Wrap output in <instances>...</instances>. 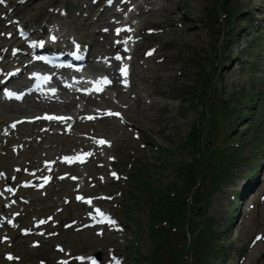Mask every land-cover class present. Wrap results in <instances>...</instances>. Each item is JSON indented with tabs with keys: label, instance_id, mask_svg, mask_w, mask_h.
<instances>
[{
	"label": "rangeland",
	"instance_id": "1",
	"mask_svg": "<svg viewBox=\"0 0 264 264\" xmlns=\"http://www.w3.org/2000/svg\"><path fill=\"white\" fill-rule=\"evenodd\" d=\"M92 1L5 0L2 10L0 3V14L5 10L9 14L6 15L7 19L0 20V54L4 50L3 47H7L14 40L9 39L6 33L14 30L15 25L10 28L7 21H12L11 18L16 13L23 23L34 26L32 30L37 29L40 33L46 26L57 27L62 34L59 47L68 41V38L81 39L89 42V49L95 51V55L106 53L110 44L106 42L101 30L108 27V22L115 23L125 19L124 11L118 13L117 9L113 8L109 10L108 17L102 18L101 15L97 16L101 8L95 6ZM149 2L151 0H142L138 6L135 3L134 11L126 13L127 19L134 22L144 37L141 41V53L133 62V87L127 91L121 88L122 91L114 86L110 89V94L100 96L96 100L101 108L122 109L128 105V108L123 110L127 117L126 125H121L117 121L118 118L111 120L112 116L85 120L84 112L88 110L84 109L78 113V119L82 120L76 123L74 131L70 128L65 133V125L60 122L48 124L49 131H44L43 127L36 124H24L11 138L1 140L0 146V170L8 171L10 175L24 177L28 169L40 166L43 158L53 159L65 151L84 149L91 141H95L94 137L103 136L112 147L102 148L98 153L100 157L93 156L89 163L80 167L63 166L58 173L73 171L78 175L81 172L82 180L84 179L81 189L85 194L105 193L109 196L111 200L102 204L128 225L126 233L118 235L106 233L100 237L91 230L77 231L75 226L66 227L70 220L81 219L84 213H80L78 204L64 203V198L71 199L76 193L75 183L69 179L56 180L44 192H27L31 202L22 205L23 213L18 219V228L6 227V224L4 228H0V234L6 229L13 233L11 247L10 242L0 244L1 263H8L2 255L4 251L11 250L21 257L20 262L12 264H40V260L46 261L45 264H58L57 258L64 254L54 251L55 244H62L72 253L101 251L105 254L111 250L118 251L126 257V264H132L134 259L141 256H151L155 246L148 235L150 227L148 200L151 194L132 180L131 174L137 173L138 167L148 162L147 177L156 181L160 187H168L174 176V167L163 166L160 155L163 154L171 163L181 160L191 162L199 148L196 146V149L186 152L187 146L179 145L180 141L195 125H199L198 147L206 145V137L209 136L211 129L207 122L201 119V114L214 98L222 97L226 102L232 100L231 106L238 112L232 121L239 131L237 142L242 144L237 149H240L238 152L244 159L232 169L226 185L219 186L210 196H203L200 203L205 205V200L207 198L210 200L206 206L205 216L214 219V247L226 248L228 257L232 260L237 255L235 251L240 250L241 255L246 257L242 264H264V240L249 246L256 233L264 232V199L260 197L264 194V180L259 186H255L256 188L253 187L255 189L249 196L253 197L248 203L249 210H244L240 220L231 218V211L236 207L232 195L239 197L241 187L253 179H257L258 182V177L262 174L261 178L264 179V143L259 148L252 142L243 144L247 136L242 135L246 129L249 136L251 131H255V126H250L249 123L264 119V113L259 107L255 108L257 104H261L264 96V0H158L152 4ZM146 7H150V11H146ZM163 8L168 10L161 12ZM225 9L245 10L242 13L245 15L231 18L224 14ZM249 18L258 19L259 23H262L258 28L261 35L257 36L251 27L242 28L241 24ZM148 29L156 32L148 34ZM101 38L105 39L101 41ZM112 41L111 36V43ZM152 46L156 47V51H151L152 54L148 55L147 48ZM251 62L254 63L253 66L249 65ZM112 70L117 72V66L112 67ZM203 81L205 84L201 85ZM118 82L116 80V84ZM201 92L204 93L199 98ZM251 103L254 107H251ZM13 106L0 105V124L30 114L25 108L21 112H12ZM222 119L220 120L222 126L215 130L218 135L214 136L217 137L218 144H223L224 148H227L228 141L236 140H233V136L225 135L229 128L225 124L226 118ZM82 134L92 135L93 138L89 139ZM14 144L19 147L16 153L13 150ZM177 145L180 146V150L173 152ZM111 159L115 161L112 162ZM111 164L124 178L116 181L107 177ZM18 165L21 166V171L16 173ZM129 192L142 196L139 205L128 196ZM130 204H134L135 208L130 207ZM250 205L252 208H249ZM61 207L63 209L59 210ZM15 210H19V207L6 209L4 214L11 216ZM128 212H131L136 220L126 221L125 214ZM53 215H56V218L55 221L49 222L46 237L23 235L22 228L32 225L38 218ZM189 217L194 218L192 214ZM56 220H60V225H55ZM179 231L184 232L186 229L179 228L176 232ZM194 232L197 234L200 231L196 229ZM37 239L42 243L35 248L31 246V242ZM173 241L177 242L178 247L187 246L185 248L194 242L190 236L173 238ZM184 252L186 256L183 253L178 264H206L198 260L192 247L185 249ZM214 260L212 257L210 261ZM169 263L168 258L166 264ZM139 264H149V260L139 259Z\"/></svg>",
	"mask_w": 264,
	"mask_h": 264
},
{
	"label": "trees",
	"instance_id": "2",
	"mask_svg": "<svg viewBox=\"0 0 264 264\" xmlns=\"http://www.w3.org/2000/svg\"><path fill=\"white\" fill-rule=\"evenodd\" d=\"M229 13L231 16L235 14L233 12ZM245 23L250 25L249 21ZM253 64L251 62L249 65L253 66ZM204 84V81L201 82V85ZM203 93L201 92L199 98ZM231 103L232 100L226 102L222 97H216L201 114V119L206 121L211 129L209 130V136L206 137L207 146L198 147L199 144L197 142L200 137L199 125H195L193 130L186 136L185 145L190 146L192 150L196 149V146L197 149L199 148L197 154L192 157L191 162L181 160L171 163L167 161L163 154L160 155V161L163 166L171 165L176 169L168 187H160L156 181L147 177L148 162L138 167V172L133 174L135 182L139 186H143L151 194L148 200L149 222L151 224L148 235L155 244V250L151 256H141L139 259H147L149 260V264H166L168 258L170 260L169 264H178V260L181 262V256L186 246L178 247L177 242L173 241L174 237L179 239L181 235L175 234L173 236L167 228H156L155 225L161 221H167L173 226H184L187 223L189 232L194 237V253L199 259H209L210 256L217 254L213 250L214 219L206 218L205 216L206 206H208L210 200L207 198L205 205L200 202L203 196H210L219 186L224 185L228 181L235 165L244 159V156L239 154L238 151L240 149H237L238 147L231 146L224 148L223 144H218L217 137L214 136V134L218 135V132L215 130L218 126H222L220 120L225 117V124L229 128L225 135L233 136V140H238L239 131L232 121V118L237 117L238 112L234 106H231ZM251 107H254L252 103ZM258 107L264 113V96L262 97L261 104H257L256 108ZM219 114L222 115V118ZM237 120H241V118H237ZM251 124L249 123L250 126H255V131H251L250 136L248 129L243 131L242 135L246 134L247 136L243 144L252 142L259 148L264 143V119L261 118ZM179 150L180 146H176L172 151L177 152ZM129 196L137 204L142 199V196L135 192H129ZM189 196H191V200L194 203H189L187 200ZM130 207L135 208V205L130 204ZM190 214L194 218L189 217ZM125 218L129 222L136 220L131 213H127ZM196 229L200 231L197 234L194 232ZM139 259L134 260V264H139Z\"/></svg>",
	"mask_w": 264,
	"mask_h": 264
},
{
	"label": "bare ground",
	"instance_id": "3",
	"mask_svg": "<svg viewBox=\"0 0 264 264\" xmlns=\"http://www.w3.org/2000/svg\"><path fill=\"white\" fill-rule=\"evenodd\" d=\"M168 9L167 8H163L162 10H161V12H165V11H167ZM142 11H140V13H141ZM106 42L108 43V42H110V39H109V37H106ZM105 42V43H106ZM136 53H137V50H136ZM159 63H161V62H159ZM109 101V100H108ZM91 104L89 103V104H86V106H90ZM32 106V110H36V109H53V110H61L63 113H59V114H61V115H68V114H70L69 116H68V121H71V123L74 121V120H76V119H74L75 118V114L74 113H72V112H70L71 111V106H72V103L70 102V103H68V104H64V105H58V104H56V103H53V104H50V103H47L46 105H44V106H42V105H31ZM22 110H24V108L22 109ZM22 110H20V111H22ZM12 112H20L19 110H11ZM115 111V110H114ZM116 111H120V110H116ZM89 113V112H88ZM91 113V112H90ZM124 113V112H123ZM125 114V113H124ZM125 118H127V117H125ZM124 117H121V120H124L125 119ZM111 120H114V118H111ZM126 120V119H125ZM92 147H93V149L95 150V151H97V144H93L92 143ZM111 147H112V145H111ZM246 185H250V184H246Z\"/></svg>",
	"mask_w": 264,
	"mask_h": 264
},
{
	"label": "snow or ice",
	"instance_id": "4",
	"mask_svg": "<svg viewBox=\"0 0 264 264\" xmlns=\"http://www.w3.org/2000/svg\"><path fill=\"white\" fill-rule=\"evenodd\" d=\"M4 2H5V0H0V3H4ZM109 3H111V0H109ZM119 31H121V29H118V30H117L118 33H119ZM51 39L55 40L56 37L53 36V37H51ZM147 54H148V55H151L152 53L149 52V53H147ZM119 58H120V57H117V59H119ZM120 71H121V73L123 74V76L127 77V75H128L127 66L122 67V68L120 69ZM105 82L108 83L109 81L105 80ZM124 83L126 84L127 81L125 80ZM109 115H116V116H119L120 114H119V113H109ZM100 143L103 144V143H108V142H107V141H104V140H101ZM86 155H90V154H82L81 156H78V157H75V158H65V159H66V160H79L80 162H84V159H85ZM112 175L115 176L116 174H115V173H112ZM73 179H75V177H74ZM77 198H78V199H82L81 197H77ZM101 222H103V221H101ZM108 222H109V223H115V222L112 221V220H109ZM257 239H264V237H259V236H258ZM78 259H84V258H83V257H80V258H78ZM62 264H67V262H66V261H65V262H62ZM92 264H99V262L93 258V259H92Z\"/></svg>",
	"mask_w": 264,
	"mask_h": 264
}]
</instances>
